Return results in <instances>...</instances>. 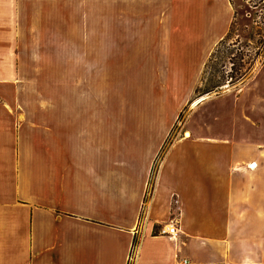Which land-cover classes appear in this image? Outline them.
<instances>
[{"label":"crops","instance_id":"crops-1","mask_svg":"<svg viewBox=\"0 0 264 264\" xmlns=\"http://www.w3.org/2000/svg\"><path fill=\"white\" fill-rule=\"evenodd\" d=\"M236 17L234 0H0V88L65 75L49 114L0 98V264H264V61L167 145ZM107 73L136 77L143 113L106 114ZM172 213L178 234L157 233Z\"/></svg>","mask_w":264,"mask_h":264},{"label":"rangeland","instance_id":"rangeland-1","mask_svg":"<svg viewBox=\"0 0 264 264\" xmlns=\"http://www.w3.org/2000/svg\"><path fill=\"white\" fill-rule=\"evenodd\" d=\"M261 2L262 0H252L251 4L259 6L258 4ZM234 3L237 8L236 20L227 37L218 44L214 50V55L207 61L189 102L177 115L171 126V135L167 145L173 144V140H177L184 131H188L185 136L189 137V130H194L195 127L200 126V118H196V115L200 116L201 111L203 112L201 108L205 105L212 103L217 98L241 95L242 88H247L250 85L247 83L256 76L260 64L264 61V4L252 10L244 0H234ZM76 27L75 25V29ZM77 28L80 29L81 27L78 26ZM45 43L46 47L50 44L49 42ZM80 45V42L74 43L75 52ZM43 50L49 52V49ZM45 62H48V59ZM239 63L244 64L241 70L244 76L236 80L239 74L236 75L237 72L234 73L233 69L238 68ZM46 64L48 65L45 63L40 68L42 71L25 74L24 80L20 82L22 85L20 89H17L19 86L16 81L4 85L5 87L0 88V98L2 97L11 103H16L18 99L24 100L27 103L24 108L29 113L38 115L51 113V110L56 107V99L58 102H60L59 98H63L62 101L65 99L64 87L62 89L56 88L57 82L61 77L64 80L65 75L52 74L50 71H54L53 67H46ZM75 65L77 64L75 63ZM59 67L64 69V63ZM74 76L76 78L77 75ZM132 76L135 77V75ZM138 76L145 77L143 74H138ZM130 78L131 75L126 73L106 74L105 111L107 115L144 112V105L139 97L141 96L140 90L134 88L137 86L136 77L133 80ZM215 86L218 87L214 88ZM209 88L214 89L209 93H204ZM10 108L14 114L17 113L18 107L16 105H10ZM63 108L64 105H57V110ZM99 125L104 129L106 142L111 140L114 145L117 141L115 130L118 123L108 121L99 123ZM169 221L176 222L178 225L176 214L172 213L165 224H168ZM165 224L157 230V233H161V230L167 226Z\"/></svg>","mask_w":264,"mask_h":264},{"label":"built area","instance_id":"built-area-1","mask_svg":"<svg viewBox=\"0 0 264 264\" xmlns=\"http://www.w3.org/2000/svg\"><path fill=\"white\" fill-rule=\"evenodd\" d=\"M247 3H249L252 10H255L264 4V0H262L261 4H258L259 6L252 5V0H248ZM165 225L167 226L161 230L162 234L168 235L169 237H175L178 234V225L176 222L174 223L173 221H169V223ZM185 262L187 263V261Z\"/></svg>","mask_w":264,"mask_h":264},{"label":"trees","instance_id":"trees-1","mask_svg":"<svg viewBox=\"0 0 264 264\" xmlns=\"http://www.w3.org/2000/svg\"><path fill=\"white\" fill-rule=\"evenodd\" d=\"M214 52H215V51H214ZM214 52L212 53V56L214 55ZM233 64H234V63H233ZM234 67H235V64H234ZM242 67H244V64L239 63V67L233 69L234 73L237 72L236 75L239 74V76L236 77V80H239V79H241V78L244 76V73L241 72V70L243 69ZM234 73H232V76H234ZM236 75H235V76H236ZM217 87H218V86H215L214 88H217ZM214 88H209V89H207L206 92H204V93H209V92H211Z\"/></svg>","mask_w":264,"mask_h":264}]
</instances>
